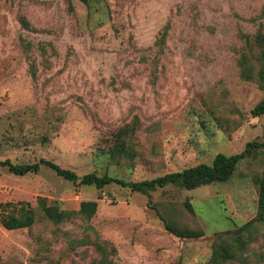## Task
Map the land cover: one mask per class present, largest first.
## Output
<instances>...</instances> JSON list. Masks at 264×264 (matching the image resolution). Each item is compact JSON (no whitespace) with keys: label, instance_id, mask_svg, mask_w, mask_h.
Returning <instances> with one entry per match:
<instances>
[{"label":"rangeland","instance_id":"374dc122","mask_svg":"<svg viewBox=\"0 0 264 264\" xmlns=\"http://www.w3.org/2000/svg\"><path fill=\"white\" fill-rule=\"evenodd\" d=\"M263 35L264 0H0V160L134 182L264 142V113L252 114ZM254 176L264 148L191 190L98 189L45 165L0 167V219L20 202L34 214L28 227L0 221V264H264V217L247 224ZM41 199L97 208L54 223ZM161 218L202 236L179 238Z\"/></svg>","mask_w":264,"mask_h":264},{"label":"trees","instance_id":"16d2710c","mask_svg":"<svg viewBox=\"0 0 264 264\" xmlns=\"http://www.w3.org/2000/svg\"><path fill=\"white\" fill-rule=\"evenodd\" d=\"M262 41L264 35L259 37ZM258 82L260 87L264 90V64L263 68L258 72ZM264 113V97L253 107L252 114L258 116ZM257 148H264V142L249 141L245 144L244 149L241 152L226 155L223 153H217L211 160V163H198L191 165L180 170L165 173L163 175L153 177L151 179H144L141 181H126L110 175L98 176L95 173H86L82 176H78L74 171L61 167L55 162L46 160L44 158L39 159L33 163H14L10 159L6 158L0 160V167H6L7 170L15 175H25L27 173H37L41 165H45L51 168L57 175L63 177L66 180L78 182L84 185H94L96 188L101 189L105 185L116 183L121 186H127L133 191L140 193H148L151 190L164 187L166 185H173L187 190L195 189L197 187L207 185L213 182H223L228 180L235 167L240 160L249 156L252 151ZM112 150L122 152L124 146L121 142L114 144ZM111 152V149H110ZM254 181L258 185V198H257V214L247 224L253 220L262 221L264 217V177L254 176ZM21 206L13 204L14 208L6 216H1L0 221L3 226L8 229H17L30 226L34 221V214L32 208H26L24 204L27 202H20ZM39 205L48 219L54 223H59L73 214H79L85 219H89L97 208V201L95 200H83L80 202V207L77 211L65 212L59 210V208L48 205L44 199L39 201ZM187 209L192 211L190 203H185ZM164 228L171 234L179 238H199L202 233L197 230L188 228H179L174 226L163 218ZM214 254L220 257H226L218 252ZM105 258V257H104ZM103 258V259H104Z\"/></svg>","mask_w":264,"mask_h":264}]
</instances>
